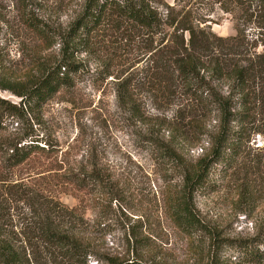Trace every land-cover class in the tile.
Masks as SVG:
<instances>
[{
	"label": "rangeland",
	"instance_id": "374dc122",
	"mask_svg": "<svg viewBox=\"0 0 264 264\" xmlns=\"http://www.w3.org/2000/svg\"><path fill=\"white\" fill-rule=\"evenodd\" d=\"M155 1L177 10L186 7V12L222 37L236 33V18L224 12L223 6L259 4L255 0ZM85 4L86 0H0V97L23 103L15 91L24 90L21 87L39 77L42 68L58 64L62 40ZM29 19L47 23L49 36L33 30ZM92 37L90 46L74 58L80 70L70 74L71 86L62 88L41 107L25 103L26 118L8 119L0 128V194L9 199L4 227L19 244L29 233L32 213L39 209L36 203L46 198L52 205L65 204L83 215L88 224H81L80 231L102 254H128L127 231L140 226L152 237L143 264H208L212 239L201 234L192 245L175 227L164 205L166 186L180 183L181 175L148 144L146 127L152 126L162 135L165 130L156 125L155 118L142 124L119 103L118 84L136 76L142 60L149 57L148 51L139 49V43L120 50L110 48L114 41L129 42L108 27ZM135 98L156 115V106L146 92H136ZM172 112L163 115L170 119ZM262 123L252 126L236 167L227 175L217 168L211 179L213 187L195 198L201 218L223 239L264 241V135L254 134L258 125L263 128ZM206 124L207 132L197 142L182 146L189 159L210 148L219 119L209 118ZM27 134L41 139L46 152H36L25 163L9 167L8 148ZM94 166L102 171L106 186L82 188L65 176ZM220 251L224 261L241 264L236 249L224 246ZM89 264L97 261L90 258Z\"/></svg>",
	"mask_w": 264,
	"mask_h": 264
},
{
	"label": "trees",
	"instance_id": "16d2710c",
	"mask_svg": "<svg viewBox=\"0 0 264 264\" xmlns=\"http://www.w3.org/2000/svg\"><path fill=\"white\" fill-rule=\"evenodd\" d=\"M255 1L259 3L255 7L252 2L222 7L236 18L235 35L222 37L186 12V7L177 10L155 0H86L82 13L62 40L58 64L42 68L39 77L21 87L24 90L15 91L23 103L0 97V128L8 119L24 120L25 103L41 107L62 88L72 85L70 74L80 70L74 58L90 46L92 34L104 27L121 33L129 43L114 41L110 48L120 50L139 43V49L149 53L136 76L118 84L119 103L142 124L155 118L156 125L165 130L162 135L148 125L146 134L148 144L181 175L180 183L166 186L163 197L175 227L192 245L201 234L212 239L208 264H229L220 254L224 246L238 251L241 264H264V241L221 238L201 218L195 201L198 193L213 187L211 179L217 168L227 175L236 167L252 126L263 122V128L258 125L254 134L264 135V0ZM29 22L37 33L49 36L47 23L36 19ZM138 91L152 98L155 116L135 98ZM169 110L173 111L170 119L163 115ZM212 117H217L219 124L211 135L210 148L189 159L182 146L191 140L197 142L207 132L206 120ZM41 143L29 134L19 139L8 148L7 165L17 167L34 153L46 152ZM66 175L82 188L107 185L102 171L95 166ZM8 202L7 195L0 194V264H89L90 258L97 264H143L142 257L152 245L151 235H145L143 227L133 226L126 234L128 254H102L80 231V225L88 224V220L67 205H52L54 202L46 198L36 203L39 209L32 213L29 233L18 244L3 223L9 215L5 210ZM131 255L135 257L132 261L126 259Z\"/></svg>",
	"mask_w": 264,
	"mask_h": 264
}]
</instances>
